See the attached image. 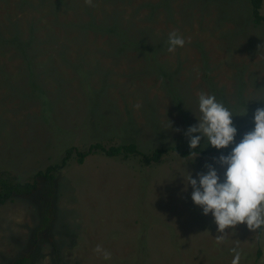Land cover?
Wrapping results in <instances>:
<instances>
[{
  "label": "rangeland",
  "instance_id": "374dc122",
  "mask_svg": "<svg viewBox=\"0 0 264 264\" xmlns=\"http://www.w3.org/2000/svg\"><path fill=\"white\" fill-rule=\"evenodd\" d=\"M93 4L0 0V172L25 182L67 148L96 142L190 148L184 131L198 123L201 91L233 112L237 129L264 107V22L255 24L249 0ZM174 30L186 43L169 52ZM197 148L151 165L102 151L80 163L74 151L45 198L49 225L41 228L37 192L1 205L0 264H231L237 242L240 264H264V233L246 224L215 243L217 225L183 176L197 178L220 151L201 153L213 148L203 140Z\"/></svg>",
  "mask_w": 264,
  "mask_h": 264
},
{
  "label": "clouds",
  "instance_id": "9594fccd",
  "mask_svg": "<svg viewBox=\"0 0 264 264\" xmlns=\"http://www.w3.org/2000/svg\"><path fill=\"white\" fill-rule=\"evenodd\" d=\"M85 3L94 6L93 0H85ZM167 43L168 51L175 52L186 41L178 30H174L168 34ZM134 107L139 109L141 105ZM193 113L198 123L184 131L190 149H196L202 140L218 151L230 149L226 154L221 151L219 156H213V162H206L204 168L207 171L197 173V178H193L191 172L187 177L183 176L185 191L188 186L193 189L191 199L194 204L202 209L203 215L211 214L217 225L219 234L215 243H224L228 234L226 229L235 230L241 224H246L252 232L264 233V107L256 109L252 129L245 132L239 142L233 112L215 95L201 91L198 114ZM259 243L264 247V239ZM230 251L234 254L231 264H240L242 251L239 242ZM94 252L105 260L111 259V253L101 245H97Z\"/></svg>",
  "mask_w": 264,
  "mask_h": 264
},
{
  "label": "trees",
  "instance_id": "16d2710c",
  "mask_svg": "<svg viewBox=\"0 0 264 264\" xmlns=\"http://www.w3.org/2000/svg\"><path fill=\"white\" fill-rule=\"evenodd\" d=\"M251 15L255 24L259 25L264 22V13L263 5L264 0H249ZM253 127V121L244 125L243 127L238 129L237 138L240 139L243 137V134ZM171 150L176 151L181 156H189L193 151H199L198 148L190 149L187 148L182 150L177 146L170 147H158L152 150L149 153L142 152L138 145L134 142H130L127 144L113 145V146H105L101 142L92 143L88 148L81 150L76 148L75 146H71L67 148L66 154L62 159L61 163L50 165L46 170H40L36 172L30 179L25 182H21L17 180V176L9 171L0 172V207L1 205L6 204L7 202L14 199L15 196L21 195H33L36 192L41 200V202H45L46 196L52 197L55 193L54 182L57 177V173L68 163L69 159L73 156L76 151L77 159L80 163H83L89 155L96 153L98 151L104 152L107 156H124L128 158L130 156H141L142 164L151 165L157 161H159L163 155L170 152ZM230 149H223L225 154ZM218 151L216 148H210L208 150H201V153L215 152ZM193 152V153H194ZM45 206L47 207L45 211H43L44 218L41 228H44L46 225H49L54 218L53 212L54 207L52 205V201L47 200L45 202ZM31 259L29 257L23 256L14 261V264H30Z\"/></svg>",
  "mask_w": 264,
  "mask_h": 264
}]
</instances>
